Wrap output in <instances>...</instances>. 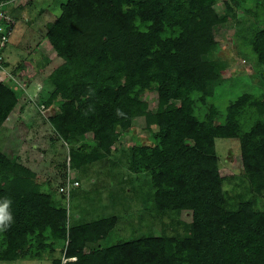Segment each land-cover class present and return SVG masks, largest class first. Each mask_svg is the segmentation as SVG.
<instances>
[{
	"label": "trees",
	"instance_id": "obj_1",
	"mask_svg": "<svg viewBox=\"0 0 264 264\" xmlns=\"http://www.w3.org/2000/svg\"><path fill=\"white\" fill-rule=\"evenodd\" d=\"M217 1L65 0L46 26L60 48L75 52L49 74L53 88L43 102L62 103L48 120L69 149L62 180L87 177L110 156L121 133L149 113L141 96L152 90L154 144L133 148L128 169L138 181L131 179L132 195L123 198L137 199L154 217L189 210L191 221L171 218V233L133 228L116 243L86 251L120 221L116 192L109 195L114 212L66 226V194L49 181L37 183L29 166L0 150V203L10 201L13 217L0 231V262L14 261L25 248L60 246L65 261L52 264H255L234 258L231 242L264 244V209L257 206L264 198V96L244 92L224 111L208 101L222 82L211 64L218 45L209 28L228 20L215 11ZM225 4L240 11L235 36L264 70V0ZM17 104L15 91L0 81V128ZM174 134L191 143L174 144ZM216 138L239 141L244 180L233 194L222 187Z\"/></svg>",
	"mask_w": 264,
	"mask_h": 264
},
{
	"label": "rangeland",
	"instance_id": "obj_2",
	"mask_svg": "<svg viewBox=\"0 0 264 264\" xmlns=\"http://www.w3.org/2000/svg\"><path fill=\"white\" fill-rule=\"evenodd\" d=\"M64 1L12 0L0 6V16L5 15V23L10 26L1 50L4 64L0 70V81L14 90L18 98V104L0 128V150L29 166L34 181H49L57 191L63 172L67 169L69 149L48 120L57 114L62 103L56 101L45 106L43 102L53 88L48 79L49 74L75 53L71 47L60 48L46 27L58 17L60 4ZM226 2L218 0L214 8L220 16L226 14L228 20L209 28L218 45L217 52L211 57V64L222 82L208 96V101L218 105L220 111L225 110L230 99L244 92L257 97L264 96L262 65L250 47L236 38L235 18H238L240 11L236 7L233 11L228 10ZM41 63L43 66H39ZM141 100L149 113L136 117L130 128L121 133L111 155L92 167L87 177L71 174L72 180H78L79 184L70 190V195L64 201L68 215L66 226L114 212L109 205V195L115 191L118 198L113 206L115 213L121 216L120 221L105 239L88 244L86 251L116 243L122 237L129 236L133 228L144 232L153 230L156 234L162 230L171 233L172 229L168 226L171 218L191 221L192 212L189 210L172 216L161 214L160 217H154L141 211L137 199L128 201L123 198L124 195H132L131 179H135V183L138 181V176L128 169L133 148L136 145H153L152 133L157 130L151 117L158 108L156 93L146 90ZM249 111L251 115L252 110ZM87 138L89 140L91 135L88 134ZM171 140L174 144L191 143L176 134L172 135ZM214 141L222 187L233 194V190L238 191L244 180L239 141L237 138H216ZM74 193L76 196L72 197ZM90 199L92 202H88ZM257 206L264 209V198L258 197ZM231 248L234 258L264 264V244L234 240ZM60 258L65 261L60 246L36 251L25 248L14 261L0 264H52L54 259Z\"/></svg>",
	"mask_w": 264,
	"mask_h": 264
},
{
	"label": "built area",
	"instance_id": "obj_3",
	"mask_svg": "<svg viewBox=\"0 0 264 264\" xmlns=\"http://www.w3.org/2000/svg\"><path fill=\"white\" fill-rule=\"evenodd\" d=\"M4 5V4H3ZM1 5V6H3ZM2 18H4V20H2ZM3 21V22H2ZM6 21V16L5 15H2L0 16V30H2V23H4ZM9 34V31L7 29V31H2V34H0V60L2 59V56H1V50H2V46L4 44V42L6 41V38H7V35ZM3 68V64L0 63V70ZM68 160H69V157H68ZM68 162V161H67ZM78 182H73L71 180V178H69V176H67L66 178H64L62 180V185H60L59 187V191L66 194V195H69V191L71 189V187L73 185H77Z\"/></svg>",
	"mask_w": 264,
	"mask_h": 264
},
{
	"label": "clouds",
	"instance_id": "obj_4",
	"mask_svg": "<svg viewBox=\"0 0 264 264\" xmlns=\"http://www.w3.org/2000/svg\"><path fill=\"white\" fill-rule=\"evenodd\" d=\"M73 182H77V181H73ZM78 184H79V182L77 183V185ZM74 186H76V185H73L71 187V189ZM69 195H70V191H69ZM69 195H65V198H66V196H69ZM9 204H10V201H8V200H4L3 203H0V231L7 230V228L11 225V223L13 221V217H12L11 213L8 211Z\"/></svg>",
	"mask_w": 264,
	"mask_h": 264
}]
</instances>
